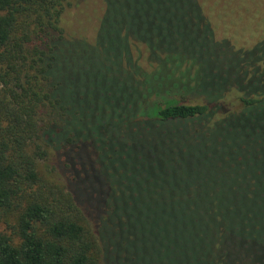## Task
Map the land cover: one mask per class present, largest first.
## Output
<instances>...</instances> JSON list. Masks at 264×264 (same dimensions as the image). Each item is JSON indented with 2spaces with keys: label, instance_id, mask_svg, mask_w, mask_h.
<instances>
[{
  "label": "rangeland",
  "instance_id": "obj_1",
  "mask_svg": "<svg viewBox=\"0 0 264 264\" xmlns=\"http://www.w3.org/2000/svg\"><path fill=\"white\" fill-rule=\"evenodd\" d=\"M196 1L214 40L246 50L264 38V0ZM170 5L169 0L63 2L53 81L59 83V71L65 76L77 141L59 152L58 120L53 130L58 143L46 145L38 173L46 183L76 190L102 250L100 264H202L201 258L248 264L260 253L244 251L240 243L257 238L226 231L213 210L218 202L257 199V188H264V170L256 178L242 170L245 159L237 164L249 151L244 137L226 138L225 128L237 122L222 124L242 109L239 93L225 91L211 118L161 125L148 119L167 101L204 104L191 91L197 61L181 62L176 70L164 60L175 49L186 54L176 33L181 16ZM216 72L209 65L204 79L210 88ZM194 205L209 208L210 216L193 223ZM202 208L195 212L202 214ZM6 219L0 232L9 235ZM250 222L264 227V216Z\"/></svg>",
  "mask_w": 264,
  "mask_h": 264
},
{
  "label": "trees",
  "instance_id": "obj_2",
  "mask_svg": "<svg viewBox=\"0 0 264 264\" xmlns=\"http://www.w3.org/2000/svg\"><path fill=\"white\" fill-rule=\"evenodd\" d=\"M64 1L0 0V222L10 217L5 225L9 235L0 232V264L101 263L102 250L78 193L74 188L67 190L44 182L37 167L38 161L46 157V145L58 143L53 138L58 120L59 152L77 141L71 129L75 121L73 97L63 92L65 76L59 71V83L54 82L52 71L56 61L53 43L61 36L57 18ZM169 1L181 16L177 18L176 23L180 24L176 33L181 36L180 48L186 54L175 49L176 53L164 60L175 67L181 62L197 61L191 91L198 92L204 104L167 101L163 107L151 110L148 119L161 125L211 118L219 109L223 93L234 89L239 93L242 109L225 117L224 126L232 119L237 122L233 128H225L230 130L226 138L244 137L245 149L249 151L237 164L245 159L242 170L261 177L258 171L264 170V38L249 49H235L226 40H214L196 0ZM191 10L192 18L187 12ZM144 26L148 27L146 23ZM209 65L217 71L214 88H210L207 76L204 79ZM186 76L187 71L181 73V77ZM67 82L72 87L69 77ZM64 166L69 167L65 162ZM257 189V199L247 203L240 199L235 203L218 202L213 207L226 231H233L236 237L257 238L240 243L244 251L254 256L260 253L248 264H264V238L260 236L264 227L250 222L264 216V188ZM192 208L193 223L201 216H210L209 208ZM197 208H202L203 213L195 212ZM200 262L212 263L206 258Z\"/></svg>",
  "mask_w": 264,
  "mask_h": 264
}]
</instances>
